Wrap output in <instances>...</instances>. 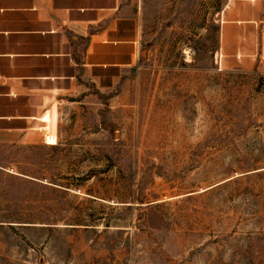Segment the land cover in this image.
<instances>
[{
	"label": "rangeland",
	"instance_id": "1",
	"mask_svg": "<svg viewBox=\"0 0 264 264\" xmlns=\"http://www.w3.org/2000/svg\"><path fill=\"white\" fill-rule=\"evenodd\" d=\"M223 1L140 0L135 67L0 144V264H264V71L214 58Z\"/></svg>",
	"mask_w": 264,
	"mask_h": 264
},
{
	"label": "crops",
	"instance_id": "2",
	"mask_svg": "<svg viewBox=\"0 0 264 264\" xmlns=\"http://www.w3.org/2000/svg\"><path fill=\"white\" fill-rule=\"evenodd\" d=\"M139 3L0 0V144L39 142L65 108L135 67ZM218 16L214 58L264 71V0H224Z\"/></svg>",
	"mask_w": 264,
	"mask_h": 264
}]
</instances>
